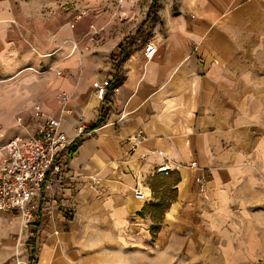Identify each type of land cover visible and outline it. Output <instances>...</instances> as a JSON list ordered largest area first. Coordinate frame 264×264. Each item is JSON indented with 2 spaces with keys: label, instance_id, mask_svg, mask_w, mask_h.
<instances>
[{
  "label": "crops",
  "instance_id": "obj_1",
  "mask_svg": "<svg viewBox=\"0 0 264 264\" xmlns=\"http://www.w3.org/2000/svg\"><path fill=\"white\" fill-rule=\"evenodd\" d=\"M83 13L75 20L55 0H0V121L7 137L32 128L31 110L27 126L8 129L14 105L34 101L59 117L53 91L71 97L61 116L70 137L78 115L94 130L67 154L70 180L43 193L32 264H258L264 0H161L154 56L126 53L121 80L108 86L103 106L93 89L114 69L105 56L82 52L94 28ZM55 69L77 77L56 76ZM139 130L145 140L130 152L124 139ZM174 176V199L153 232L150 205L168 201L164 185ZM135 190L146 201L136 200ZM23 226L0 212L8 264Z\"/></svg>",
  "mask_w": 264,
  "mask_h": 264
},
{
  "label": "built area",
  "instance_id": "obj_2",
  "mask_svg": "<svg viewBox=\"0 0 264 264\" xmlns=\"http://www.w3.org/2000/svg\"><path fill=\"white\" fill-rule=\"evenodd\" d=\"M82 14L84 13L77 15L76 19ZM95 34L96 31L93 30L88 44L95 41ZM88 44L82 47V52L89 50ZM76 46L75 44L74 49ZM155 52L156 47L152 42L145 44L143 55L146 59H151ZM55 75L68 80L77 77V74L64 73L59 69H55ZM108 86L109 81L104 80L93 89L96 100L102 106ZM70 98L65 92L54 95L53 99L59 108H62L59 117L45 112L39 104H34L30 116L32 128L22 135L7 137L0 124V212L18 217L25 226L38 218L44 191L54 184L70 180L65 172V159L69 150L94 132L86 125L81 115H78L70 126L72 137L64 130L61 116L69 113L66 105ZM28 122L30 119L25 121L18 117L16 125L27 126ZM144 140L145 135L139 130L126 137L124 143L132 152ZM156 172L167 175L165 168H158ZM200 182L203 183L204 178H201ZM133 196L138 201H146L144 193L140 190H135Z\"/></svg>",
  "mask_w": 264,
  "mask_h": 264
},
{
  "label": "rangeland",
  "instance_id": "obj_3",
  "mask_svg": "<svg viewBox=\"0 0 264 264\" xmlns=\"http://www.w3.org/2000/svg\"><path fill=\"white\" fill-rule=\"evenodd\" d=\"M55 1L58 7L64 10L66 14L71 12V16L75 20H78L76 19L77 15L81 14L83 11L88 14L94 27L93 30L96 31V34L95 41L88 44L89 36L92 34L93 30L90 28L86 32L87 39L84 45L88 44L89 50L85 53L98 56L103 55L107 58V63L112 61L110 62V66H113L112 68L114 69V72H112L109 77L103 78V81L107 80L109 82L116 74L117 70L119 73V63L125 57L126 53L136 49L142 50L145 44L151 42L150 40L153 36L152 34L154 32L155 25L157 24V14L160 10L161 2V0H157V6L153 10L154 12L152 13V17L146 22L145 19L148 15V10L152 0ZM101 65L103 67V63H101ZM259 72H257V75L263 74V72ZM56 93L59 92L53 91L52 98ZM35 103L36 102L32 101L29 105L17 104L12 107L13 111H11L12 109L8 110L4 120L8 129L17 122L18 117L23 119L25 115H29ZM57 110L59 113L62 112V108H58ZM102 111L100 109L97 110L98 114H101ZM2 122L3 121H0V124L6 133V127ZM33 231L34 228H32L30 224H27L26 226H23L22 231L18 232L16 242L10 251L12 252V264H24V259L27 257V264H32L33 260L31 259L30 254L34 255L36 252V242L34 240L35 232ZM1 239L2 238L0 237V240ZM8 250L9 248L2 247V245H0V264H8ZM258 263L264 264V259Z\"/></svg>",
  "mask_w": 264,
  "mask_h": 264
},
{
  "label": "trees",
  "instance_id": "obj_4",
  "mask_svg": "<svg viewBox=\"0 0 264 264\" xmlns=\"http://www.w3.org/2000/svg\"><path fill=\"white\" fill-rule=\"evenodd\" d=\"M156 6H157V0H152L150 7H149V10H148V15L145 19L146 22L149 21L150 18L152 17V13L154 12L153 10L156 8ZM120 80H121V76L117 70L116 74L112 77L111 81L109 82L110 89L113 87H116V85L120 82ZM100 110L102 111V108H100ZM100 121H101V118H99L97 120V123H96V125H94V128L97 127V125L100 123ZM74 151H75V149H74ZM178 179H179L178 177L174 176L172 179L165 182L164 187L168 191V194H169L168 201L165 198H162L158 203L150 205V208H152L154 211V213L151 215V218H152V221L154 223H156L152 227L153 232H156L159 230V225L157 224V222L163 216L164 211L168 208L170 201H172L174 199L175 190L172 188V186L177 184ZM152 188H155V187H152ZM37 224L33 223V226H32V228H34L33 232H35V230L38 226Z\"/></svg>",
  "mask_w": 264,
  "mask_h": 264
}]
</instances>
